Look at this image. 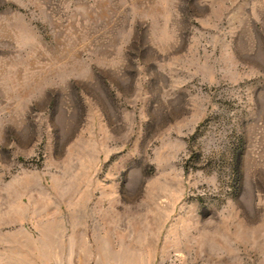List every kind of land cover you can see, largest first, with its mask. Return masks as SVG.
I'll use <instances>...</instances> for the list:
<instances>
[{
  "label": "rangeland",
  "instance_id": "rangeland-1",
  "mask_svg": "<svg viewBox=\"0 0 264 264\" xmlns=\"http://www.w3.org/2000/svg\"><path fill=\"white\" fill-rule=\"evenodd\" d=\"M0 264H264V0H0Z\"/></svg>",
  "mask_w": 264,
  "mask_h": 264
}]
</instances>
